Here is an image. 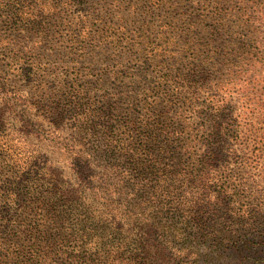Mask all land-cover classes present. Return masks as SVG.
<instances>
[{
  "label": "trees",
  "instance_id": "16d2710c",
  "mask_svg": "<svg viewBox=\"0 0 264 264\" xmlns=\"http://www.w3.org/2000/svg\"><path fill=\"white\" fill-rule=\"evenodd\" d=\"M212 17L225 24L217 13ZM259 53H222L216 88L203 102L201 88L213 86L207 76L201 83L192 66L163 74L179 88L162 106V84L141 97L134 93L127 107L106 94L84 101L86 88L73 83L59 112H45L52 122L47 140L71 161L68 175L59 170L57 177L53 160L43 162L44 179L54 181L47 196L57 198L60 214L49 222L32 218L34 190L21 194L13 190L16 181L3 185L1 264H264V200L249 184L246 154L233 146L244 131L227 99L230 81L260 62ZM174 95L183 101L179 123L170 119ZM197 107L210 116L206 134L185 117ZM146 237L151 244L134 245Z\"/></svg>",
  "mask_w": 264,
  "mask_h": 264
},
{
  "label": "rangeland",
  "instance_id": "374dc122",
  "mask_svg": "<svg viewBox=\"0 0 264 264\" xmlns=\"http://www.w3.org/2000/svg\"><path fill=\"white\" fill-rule=\"evenodd\" d=\"M52 4L55 10L43 11ZM215 13L224 25L212 17ZM245 48L259 51L262 60L233 77L227 99L235 125L244 131L233 146L246 154L249 184L264 200V78L259 79L264 75V0H0V188L16 181L18 193L33 189L34 219L49 222L59 216L57 198L47 196L54 181L44 179L43 162L53 160L57 177L59 170L68 175L71 161L47 140L52 122L45 112H59L73 83L86 88L84 101L106 94L125 99L127 107L134 93L141 97L162 84V106L179 88L163 74L192 66L201 83L207 76L206 85L213 86L201 88V101H208L220 75L215 65L220 55ZM173 99L170 119L179 123L183 101L177 95ZM191 110L185 113L189 124L206 134L210 116ZM63 134L70 139L69 131ZM151 240L139 238L134 245L142 248Z\"/></svg>",
  "mask_w": 264,
  "mask_h": 264
}]
</instances>
